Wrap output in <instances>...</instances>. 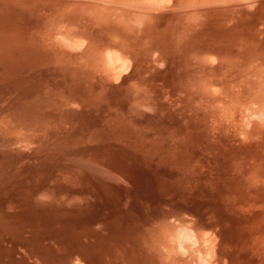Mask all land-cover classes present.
Masks as SVG:
<instances>
[{"label": "bare ground", "instance_id": "bare-ground-1", "mask_svg": "<svg viewBox=\"0 0 264 264\" xmlns=\"http://www.w3.org/2000/svg\"><path fill=\"white\" fill-rule=\"evenodd\" d=\"M0 264H264V0H0Z\"/></svg>", "mask_w": 264, "mask_h": 264}, {"label": "rangeland", "instance_id": "rangeland-1", "mask_svg": "<svg viewBox=\"0 0 264 264\" xmlns=\"http://www.w3.org/2000/svg\"><path fill=\"white\" fill-rule=\"evenodd\" d=\"M149 80H152V78H151V76H150V74H149ZM151 86H152V84H149V89L151 88ZM151 133H153V134H151ZM149 135L151 136H153L154 135V132H151ZM39 151V150H38ZM49 151V149L46 151V152H48ZM40 152V151H39ZM39 152H37L38 154H39ZM44 153H45V151H43ZM117 152V151H116ZM37 154V156H33V157H35V159H37V160H39L38 158H42V153L40 152V155H38ZM120 156H118V157H121L123 160L125 159V160H128V161H130V159L128 158V157H126L127 156V154H124L123 156H122V154L121 153H118ZM126 155V156H125ZM109 156V155H108ZM107 155H106V157H105V159L108 157ZM30 157V156H29ZM125 157V158H124ZM31 158V157H30ZM35 159H33V158H31L30 160H29V158L26 160L27 162H30L31 161V163L32 162H34L33 163V165L36 167V169L38 168L39 170H38V172H39V175L37 176V178H36V180H40V178L42 177V179H44V178H46L41 172V168H39V167H41V166H39V165H37V164H40V163H37V161H35ZM34 160V161H33ZM92 162H91V161ZM106 160H108V159H106ZM54 161V160H53ZM83 161H84V163H86V164H89L88 166H90V163H92L91 165H93L94 164V161H93V159H91V158H89V157H86L85 159H83ZM86 161H88V163L86 162ZM90 161V162H89ZM39 162V161H38ZM52 162V161H51ZM105 162V161H104ZM36 163V164H35ZM49 165H51V164H49ZM93 166H96V164H94ZM133 166V165H132ZM141 167H142V165H141ZM135 168H137V169H135ZM138 168L139 167H137L136 165L135 166H133L132 167V171H133V169H135L133 172H135V173H133L132 172V175H133V178H134V180L135 179H137V180H139V185H141V186H143V190H142V192H141V190H138V189H136L135 191L134 190H131V191H123V190H120V193H118V194H116V195H113V197H111V196H109V194H104V193H102L100 196H99V199H94L93 200V205L94 206H92V210H91V212H105V213H114L116 216H119L120 215V213H125L126 214V212H127V215L129 214V215H131L132 216V218H133V220H134V224L135 225H138V228L136 229V234H137V236H139L140 234H142V233H145L146 231H148V229H149V227H150V225H149V212H151V211H153V212H155V211H157V206H159V204L161 203L162 205H164V204H166L167 203V201H166V198H165V194L161 191V189H160V187L158 186V187H155L154 185V182H153V180H152V178L149 176V172H143V169L141 170V168H139L141 171H139L138 170ZM103 172H105L104 173V176L105 175H107V173H106V171H103ZM136 173H138V175L136 174ZM42 174V175H41ZM140 174H142L141 176H140ZM144 174V175H143ZM148 175V176H147ZM137 176V177H136ZM40 177V178H39ZM44 177V178H43ZM157 177V176H156ZM144 179V180H142V179ZM115 178H113V180H114ZM150 179V180H149ZM157 179H158V177H157ZM117 179H115L114 181H116ZM51 181V179H49V182ZM114 181H112L111 183L113 184V182ZM151 181V182H150ZM118 182H120V181H118ZM145 183V184H144ZM148 184H149V188H148ZM150 184H151V186H152V184H153V187H151L150 186ZM114 185V184H113ZM145 185H147V187L145 186ZM146 188H148V189H146ZM151 188V189H150ZM155 188H156V190L158 191H156L155 190ZM46 189V188H45ZM42 190V192L43 193H41V192H39V194H38V196H40V195H44V194H46V192H47V189H49V187L46 189V190ZM146 190V192H143V191H145ZM149 190H150V193H149ZM156 191V192H154V191ZM134 191V192H133ZM138 191H140V192H138ZM137 192H138V194H137ZM152 192V193H151ZM135 193H136V195H135ZM139 193H141V194H139ZM144 193H146V194H144ZM154 193V194H153ZM124 196V197H126V199L122 196V195ZM131 194V195H130ZM133 194V195H132ZM149 194V195H148ZM150 194H152V195H150ZM105 195V196H104ZM108 195V196H107ZM118 195V196H117ZM130 195V196H129ZM161 195V196H160ZM107 196V197H106ZM115 196H117V197H119V198H117V197H115ZM128 196V197H127ZM142 196V197H141ZM144 196H146V197H144ZM152 196H153V198H152ZM158 196V197H157ZM130 197V198H129ZM132 197H133V199H132ZM148 197V198H147ZM160 197V198H159ZM106 198V199H105ZM111 199L110 201H109V199ZM115 198H117V199H115ZM138 198V199H137ZM140 198H142L141 200H139ZM144 198V199H143ZM113 199V200H112ZM127 199H129L128 201H127ZM132 199V200H131ZM154 199H158L157 201H158V205L156 204V203H154ZM106 200V201H105ZM115 200V201H114ZM121 200V201H120ZM141 203V206H140V204H138L139 202ZM143 200V201H142ZM145 200H146V202H145ZM163 200V201H162ZM176 200V199H175ZM174 200V201H175ZM97 203H96V202ZM105 201V202H104ZM108 201V202H107ZM123 201H127L128 203H125V202H123ZM129 201L132 203H129ZM135 201V202H134ZM136 201H137V204H136ZM144 203V204H142V202ZM110 202H112V203H110ZM148 202V203H147ZM153 203V207H152V210H148L149 208H150V205H148L149 203ZM166 202V203H165ZM134 203V204H133ZM147 203V204H146ZM97 204H98V206H97ZM102 206H101V205ZM127 204H130V206L128 205L127 206ZM155 204H156V206H155ZM146 205V208L144 207L143 208V206H145ZM97 206V207H96ZM105 206V207H104ZM109 206V207H108ZM128 208H127V207ZM140 206V207H139ZM148 206H149V208H148ZM96 207V209H94ZM123 207V208H122ZM126 207V208H125ZM142 207V208H141ZM156 207V208H155ZM188 207H190V206H188ZM105 210H104V209ZM192 208H194V206H192ZM100 209V210H99ZM225 209V208H224ZM114 210H116V211H114ZM148 210V211H147ZM118 212V213H117ZM130 212V213H129ZM137 212H139V213H137ZM161 212V211H160ZM201 212V211H200ZM127 219V218H126ZM125 219V220H126ZM145 219H147V220H145ZM128 220V219H127ZM131 224H129L128 225V223H125L124 224V227H125V230L127 231V232H129L130 230H131V227H133V221H131L130 222ZM138 223V224H137ZM139 224H140V226H139ZM147 229V230H146ZM125 230L123 231V232H125ZM129 233H131V231L129 232ZM129 236L130 237H132V236H135V235H132V234H129Z\"/></svg>", "mask_w": 264, "mask_h": 264}, {"label": "clouds", "instance_id": "clouds-1", "mask_svg": "<svg viewBox=\"0 0 264 264\" xmlns=\"http://www.w3.org/2000/svg\"><path fill=\"white\" fill-rule=\"evenodd\" d=\"M117 83H119V81H116ZM145 111H151L150 108H146ZM42 198V195L38 196L37 199L40 200ZM211 233H209L210 235Z\"/></svg>", "mask_w": 264, "mask_h": 264}]
</instances>
